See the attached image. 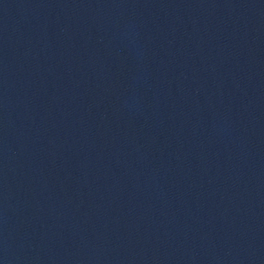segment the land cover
I'll use <instances>...</instances> for the list:
<instances>
[{
    "label": "water",
    "instance_id": "1",
    "mask_svg": "<svg viewBox=\"0 0 264 264\" xmlns=\"http://www.w3.org/2000/svg\"><path fill=\"white\" fill-rule=\"evenodd\" d=\"M0 264H264V0H0Z\"/></svg>",
    "mask_w": 264,
    "mask_h": 264
}]
</instances>
